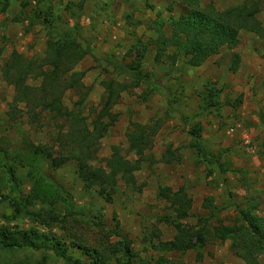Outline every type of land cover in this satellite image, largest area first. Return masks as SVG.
Listing matches in <instances>:
<instances>
[{"label": "rangeland", "instance_id": "rangeland-1", "mask_svg": "<svg viewBox=\"0 0 264 264\" xmlns=\"http://www.w3.org/2000/svg\"><path fill=\"white\" fill-rule=\"evenodd\" d=\"M241 5L256 11L264 29V0H0V242L23 246L0 245V264H246L213 231L239 224L250 200L264 218V38L241 30L235 49L197 66L187 65L176 43L162 46L172 21L190 10L219 14ZM48 26L86 52L74 67L84 72L80 88L62 94L70 116L61 119L14 102L2 77L12 52L35 74L49 70L39 67ZM41 80L29 75L26 84L37 88ZM107 85L124 90L105 107ZM97 124L107 131L87 166L104 169L113 153L139 166L132 182L115 179L110 201L84 188L72 159L84 137L96 138ZM195 126L212 163L187 146ZM141 128L148 144L137 155L129 135L139 140ZM165 188L191 199V217L181 223L205 231L203 245L161 246L176 236L163 222L173 215L159 197ZM258 260L264 264V255Z\"/></svg>", "mask_w": 264, "mask_h": 264}, {"label": "trees", "instance_id": "trees-1", "mask_svg": "<svg viewBox=\"0 0 264 264\" xmlns=\"http://www.w3.org/2000/svg\"><path fill=\"white\" fill-rule=\"evenodd\" d=\"M8 2V0H5ZM256 11L250 10L246 5H241L224 13H217L214 9L207 12L190 10L187 15L181 16L178 20L172 21L171 37L163 40V47L175 45L184 49V60L188 66H197L203 63L207 58L219 54L221 49H235L238 45V33L241 30H247L264 38V29L260 26L255 18ZM136 52L140 50L138 46H134ZM86 57V52L74 41H64L56 39L50 29L47 27V42L45 51V61L39 67H48V71H40L33 73V64L28 62L23 55L12 52L9 61L4 64L2 77L3 80L13 86L15 97L14 102L25 103L28 109L31 105L41 107L42 110L47 109L53 118L61 119L70 116V112L63 107L62 94L68 89L78 90L84 72L78 73L74 71L77 63ZM239 64V56H235L232 60L231 67L236 70ZM137 70L138 66L131 67ZM14 71V72H13ZM40 77L41 83L37 88L30 87L26 84L27 77ZM149 83L147 78H139ZM120 88L122 86H119ZM105 107L109 106L119 95V89L115 92L110 85L106 88ZM40 94L49 96L42 98ZM37 96L40 100H37ZM83 101V99L81 100ZM81 105V102H79ZM33 106V107H34ZM32 113V111H31ZM97 130L96 138L90 142L88 137L78 145L77 153L72 155V159L76 160L78 165V176L84 184L86 190L93 187L98 188L97 194L105 201L111 200V193L114 191V182L117 177L123 178L128 182L133 181V172L139 166L138 163L130 164L127 160L113 153L106 162L104 169H92L87 166V161L91 154V148L95 140L102 138L107 131V126L95 125ZM141 138L135 140V135H129V143L131 150L137 155L141 154L148 144V134H144L141 128ZM201 127H192L189 133V141L187 146L194 149L199 158L204 159L208 163H212L206 158L205 150L200 142ZM89 135V133L86 131ZM97 143V142H96ZM94 151V150H92ZM90 152V154H89ZM50 157V156H49ZM52 165L57 168L60 164L51 160ZM111 186L106 189V185ZM111 191V193H109ZM159 197L170 203L173 215L163 219L165 224L173 225L176 230L175 239L170 242L161 244L164 249L188 251L196 245L205 243V231L202 229L194 231L192 227L182 225L181 221L191 217V199L183 190L172 192L165 188L159 190ZM209 205L211 204V200ZM213 237L218 241H230L231 250L235 252L237 257L241 258L246 264H260L258 257L264 255V218L254 214V204L252 200L246 203V207L239 211V224L219 225L214 228ZM3 247L23 248L15 242L6 244L0 242ZM125 256H130V251L126 244H121ZM69 264V263H68Z\"/></svg>", "mask_w": 264, "mask_h": 264}]
</instances>
